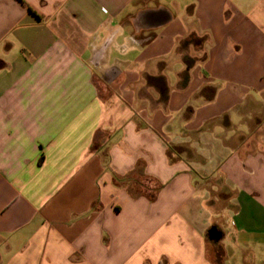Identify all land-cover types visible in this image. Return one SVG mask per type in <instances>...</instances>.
Segmentation results:
<instances>
[{
    "label": "crops",
    "instance_id": "1",
    "mask_svg": "<svg viewBox=\"0 0 264 264\" xmlns=\"http://www.w3.org/2000/svg\"><path fill=\"white\" fill-rule=\"evenodd\" d=\"M0 264H264V0H0Z\"/></svg>",
    "mask_w": 264,
    "mask_h": 264
},
{
    "label": "water",
    "instance_id": "2",
    "mask_svg": "<svg viewBox=\"0 0 264 264\" xmlns=\"http://www.w3.org/2000/svg\"><path fill=\"white\" fill-rule=\"evenodd\" d=\"M211 238L218 239L219 238V233L216 230H212Z\"/></svg>",
    "mask_w": 264,
    "mask_h": 264
},
{
    "label": "trees",
    "instance_id": "3",
    "mask_svg": "<svg viewBox=\"0 0 264 264\" xmlns=\"http://www.w3.org/2000/svg\"><path fill=\"white\" fill-rule=\"evenodd\" d=\"M189 65V64H188ZM157 80H160V81H162L163 79L162 78H158Z\"/></svg>",
    "mask_w": 264,
    "mask_h": 264
}]
</instances>
